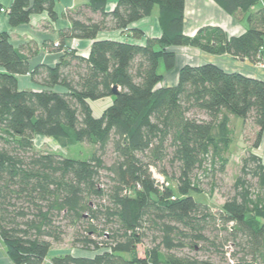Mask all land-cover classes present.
I'll use <instances>...</instances> for the list:
<instances>
[{"label":"trees","instance_id":"16d2710c","mask_svg":"<svg viewBox=\"0 0 264 264\" xmlns=\"http://www.w3.org/2000/svg\"><path fill=\"white\" fill-rule=\"evenodd\" d=\"M213 1L231 16L245 14L247 31L230 37L221 27L205 26L186 35V0H118L111 12L108 0H89L86 8L98 17H87L80 9L82 19L70 17L71 27L60 32L63 42L94 40L89 56L67 49L54 67L32 71L30 56L13 46L9 32H0V239L15 264H217L211 258L175 254L200 243L205 244L201 250L222 255L223 264H264L260 156L251 152L244 159V175L236 179L235 195L223 204L219 217L193 195L203 191L193 173L208 158L213 166L220 162L224 172L232 117L252 120L258 128L254 148L261 146L264 82L208 63L185 65L177 85L159 87L161 65L166 72L175 67L170 50L175 46L260 62L264 0ZM55 6V0H14L9 23L15 28L44 12L55 21ZM155 9L160 37L147 38L144 45L97 40L105 30L144 37L131 26ZM27 74L41 90L20 89L18 77ZM114 86L119 87L117 95ZM107 97L112 104L95 116L90 102ZM193 110L208 119L191 116ZM37 136L53 138L66 149L87 142L96 151L85 159L39 153ZM109 145L116 155L111 165L103 158ZM169 156L179 175L161 169L167 181L176 182L166 187L152 168ZM102 172L107 173L105 185ZM93 200L98 203L92 205ZM217 221L219 230L229 234L221 242L205 234ZM66 227L76 230L75 245L92 255L50 257L53 243L63 242ZM148 237L155 245L141 257L138 247Z\"/></svg>","mask_w":264,"mask_h":264},{"label":"crops","instance_id":"0c3cea01","mask_svg":"<svg viewBox=\"0 0 264 264\" xmlns=\"http://www.w3.org/2000/svg\"><path fill=\"white\" fill-rule=\"evenodd\" d=\"M13 2L14 0H0V32H9L13 46L22 49L30 56L31 71L38 66L54 67L60 62L67 49L76 51L77 55L82 57L87 58L89 56L94 40L67 38L63 42L60 36L62 30L71 27L70 17H80L82 19V16L77 15L80 9L83 10L82 12L87 17H98V15H94L86 8L89 0H55V11L58 14L57 20H51L49 14L44 12L33 15L28 23L15 28L11 27L7 12ZM117 3L118 0H108L107 12L113 11ZM1 9L5 11H1ZM157 15L158 10L155 9L152 16L144 18L131 26V28H138L144 32V37L142 38H134L127 31L105 30L98 34L97 40L112 39L144 45L147 38H158L162 34ZM184 23V32L188 36H194L205 26L221 27L230 37L241 36L248 29L247 16L245 14L238 13L236 16H231L213 0H186ZM61 42L64 43L62 50L60 49ZM170 50L176 55L175 67L168 72L165 70L161 71L164 78L159 87L177 85L180 69L185 65L199 66L208 63L215 64L226 72H237L264 82V49L258 63L230 54L213 55L190 46H175L171 47ZM18 82L20 89L41 90V86L33 82L30 74L19 76ZM107 98L112 100V97ZM90 104L93 107L91 102ZM234 120L241 122L242 125L244 123V121L232 117L231 124ZM257 131L258 128L256 127ZM259 148L261 153L255 154L261 157L264 165V139ZM0 264H15L8 256L6 247L1 239Z\"/></svg>","mask_w":264,"mask_h":264},{"label":"rangeland","instance_id":"374dc122","mask_svg":"<svg viewBox=\"0 0 264 264\" xmlns=\"http://www.w3.org/2000/svg\"><path fill=\"white\" fill-rule=\"evenodd\" d=\"M160 71H164L163 65H161ZM112 102L113 98L112 100L110 98H106L103 100L91 101L94 115L100 116L103 111L112 104ZM191 116H195L198 119H208V116L203 111L199 110H193L191 112ZM231 129L232 144L229 149L225 153H223L224 158H226L228 161L226 166L224 167V172L221 171L220 162H218L215 166L211 164L210 157L205 162L203 167L197 168L193 173L195 182L203 190L201 193H194V197L198 201L208 205L209 211L213 215H217L218 217L223 204L235 195L234 184L236 179L239 176L244 175L242 173L244 159L248 158L251 152L261 153L260 148H254L257 132L256 126L254 125V122L252 120L243 123V125L241 124V122L234 120L231 124ZM34 143L36 151L39 153L54 152L76 159L88 158L92 153L96 151V146L91 145L87 142L75 145L67 149L62 148L53 138L44 136H37L34 140ZM168 151L169 154H171L173 149L169 146ZM171 157L172 156H169L162 164L157 167L153 166L152 168L153 175L155 176L159 184H164L166 187L171 184L176 185V182L173 179H169L167 181L164 174L160 172L161 169H166V171L171 176L179 175V171L177 168L178 166H172L170 163ZM103 158L107 165H111L114 162L116 155L113 151L112 145H109L107 151L103 155ZM102 175V185H105V183H107L108 181V179L106 178L107 173L102 172ZM249 179L255 185L256 180H253L251 178ZM97 203V200L91 201L92 205ZM213 224V227L205 230V234L211 238L217 237L219 242L224 241V239L228 237L229 234L226 231L219 230L218 221L214 222ZM65 232L66 233L64 235V240L62 243H53L50 257L66 253L77 256L92 255L91 252L81 250L78 247L79 244L75 245L76 230L74 228L66 227ZM154 245L155 244L152 241L151 237L145 238L143 245L138 247L139 256L143 257L147 249ZM204 245V243H200L199 246L195 247V249H191L190 247H188L182 250H176L175 254L192 255L199 258H211L217 264L225 263L223 256L218 252H207L205 250H201L200 247H203Z\"/></svg>","mask_w":264,"mask_h":264},{"label":"water","instance_id":"95a60500","mask_svg":"<svg viewBox=\"0 0 264 264\" xmlns=\"http://www.w3.org/2000/svg\"><path fill=\"white\" fill-rule=\"evenodd\" d=\"M113 93H114V95H117L119 93V87L118 86L113 87Z\"/></svg>","mask_w":264,"mask_h":264},{"label":"built area","instance_id":"2783aa9c","mask_svg":"<svg viewBox=\"0 0 264 264\" xmlns=\"http://www.w3.org/2000/svg\"><path fill=\"white\" fill-rule=\"evenodd\" d=\"M1 11H5L4 9H1ZM8 12V11H7ZM58 46V44H56ZM231 263H234L233 260L230 261Z\"/></svg>","mask_w":264,"mask_h":264}]
</instances>
